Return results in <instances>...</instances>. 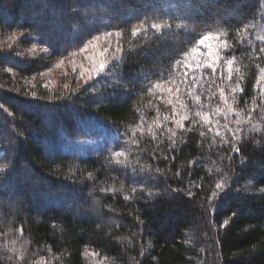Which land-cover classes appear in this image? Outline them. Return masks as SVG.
I'll return each instance as SVG.
<instances>
[{
	"label": "trees",
	"instance_id": "obj_1",
	"mask_svg": "<svg viewBox=\"0 0 264 264\" xmlns=\"http://www.w3.org/2000/svg\"><path fill=\"white\" fill-rule=\"evenodd\" d=\"M261 48L264 0H0V264H264Z\"/></svg>",
	"mask_w": 264,
	"mask_h": 264
},
{
	"label": "rangeland",
	"instance_id": "obj_2",
	"mask_svg": "<svg viewBox=\"0 0 264 264\" xmlns=\"http://www.w3.org/2000/svg\"><path fill=\"white\" fill-rule=\"evenodd\" d=\"M209 35H210V39L206 41L205 45H217L214 34L213 35L206 34L204 36H209ZM102 42H103V37L101 35L90 37L89 39L85 41V43L83 44L85 46H83L79 50L80 58L77 60V64H76L77 67H80L79 68L80 74L83 73V70H85V68H86L87 73H89L91 71H94L95 67L97 66L99 67L100 64H102L101 54L104 51H106V48L104 47V45H102L103 44ZM196 45H199L198 41ZM61 64H62L61 61H57L54 63L53 66L43 70L41 72V75L43 76L44 80L51 82L56 76L59 69L62 67ZM92 144L93 142H90V140L84 139V140L73 141L71 143V146H74V147L76 146L75 148H77L78 150H85L89 148V146Z\"/></svg>",
	"mask_w": 264,
	"mask_h": 264
},
{
	"label": "snow or ice",
	"instance_id": "obj_3",
	"mask_svg": "<svg viewBox=\"0 0 264 264\" xmlns=\"http://www.w3.org/2000/svg\"><path fill=\"white\" fill-rule=\"evenodd\" d=\"M152 27L154 28V29H158L160 26L158 25V24H153L152 25ZM245 27V29L248 27V25H245L244 26ZM133 34H135V32L133 33ZM110 35V34H109ZM97 39H98V37H97ZM210 39V35L209 36H204V37H202L201 39H199V41H198V43L200 44V45H205V43H206V41H208ZM196 51V49L194 48L193 49V52H195ZM260 51L261 52H264V48H261L260 49ZM179 61H177V64L179 65ZM229 63H231V61H229ZM104 64H100V66H99V69H100V71H103L104 70ZM208 67H212V65H208ZM213 71H215V69L213 68ZM261 72L262 73H264V69H261ZM185 75H187V73H185ZM258 84H259V81L257 82ZM155 87H160V85L159 84H157V85H155ZM233 91H235V89H233ZM192 95H193V100H194V102H198L199 100H200V96L199 95H196L195 93H192ZM221 95H223V91L221 90ZM0 108H3V105L2 104H0ZM195 116L196 117H201L202 116V114H201V112H199V111H197L196 113H195ZM184 119H187V116H185L184 117ZM202 119H204L205 120V122H207V117L206 116H203L202 117ZM194 123H195V121H193ZM176 123L180 126V127H183V125L180 123V121H176ZM172 135H175V133H173ZM234 151H239V149L238 148H236V149H234ZM116 155H121V153H116ZM223 187H224V185L222 184V183H217L216 184V189L217 190H222L223 189ZM216 196V193L214 192L213 193V197H215Z\"/></svg>",
	"mask_w": 264,
	"mask_h": 264
}]
</instances>
